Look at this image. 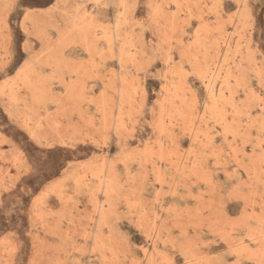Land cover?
<instances>
[{"label":"rangeland","instance_id":"1","mask_svg":"<svg viewBox=\"0 0 264 264\" xmlns=\"http://www.w3.org/2000/svg\"><path fill=\"white\" fill-rule=\"evenodd\" d=\"M0 264H264V0H0Z\"/></svg>","mask_w":264,"mask_h":264}]
</instances>
